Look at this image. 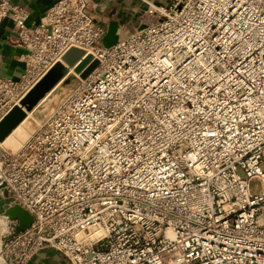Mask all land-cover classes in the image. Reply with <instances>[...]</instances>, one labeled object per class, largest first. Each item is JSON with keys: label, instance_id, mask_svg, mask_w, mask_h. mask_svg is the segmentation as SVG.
Listing matches in <instances>:
<instances>
[{"label": "built area", "instance_id": "obj_1", "mask_svg": "<svg viewBox=\"0 0 264 264\" xmlns=\"http://www.w3.org/2000/svg\"><path fill=\"white\" fill-rule=\"evenodd\" d=\"M91 1L56 0L29 23L0 0L25 63L0 75V120L72 48L97 62L17 150L0 141L2 213L33 216L23 230L6 216L7 262L264 264V0L149 3L112 45Z\"/></svg>", "mask_w": 264, "mask_h": 264}, {"label": "crops", "instance_id": "obj_2", "mask_svg": "<svg viewBox=\"0 0 264 264\" xmlns=\"http://www.w3.org/2000/svg\"><path fill=\"white\" fill-rule=\"evenodd\" d=\"M27 6L31 12L29 23H36L40 16L56 0H9ZM155 3L167 4V0H154ZM142 4V3H141ZM140 2L133 0H92L91 12L108 28L112 23L119 26L130 25L138 21L137 10ZM14 22L7 17L0 22V75L19 79L25 72V63L19 59L18 53L23 48L12 42L14 36ZM4 209V204L2 209ZM29 264H70L69 260L55 250H43L39 252Z\"/></svg>", "mask_w": 264, "mask_h": 264}, {"label": "water", "instance_id": "obj_3", "mask_svg": "<svg viewBox=\"0 0 264 264\" xmlns=\"http://www.w3.org/2000/svg\"><path fill=\"white\" fill-rule=\"evenodd\" d=\"M119 36L118 32L108 34L104 38L107 45H112L117 42ZM93 59L92 54L84 56V52L78 48H72L65 56V61L72 67L76 74L82 73L86 76L91 69L96 65V61L91 63ZM80 60V61H79ZM67 73V68L62 65H57L52 69L46 77L41 80L38 85L26 95L20 105H15L1 120H0V141L6 138L8 134L26 117L27 111L24 109L33 107L38 99L43 97L46 91L50 90L52 86L58 83ZM78 82L75 74L68 75L65 80L60 84V87L43 103L38 109L39 118L44 117L47 112L57 104L63 94L73 88ZM5 213L12 219H18L19 223L17 228L23 230L28 227L32 221L33 216L24 208L20 206H12L5 209Z\"/></svg>", "mask_w": 264, "mask_h": 264}, {"label": "rangeland", "instance_id": "obj_4", "mask_svg": "<svg viewBox=\"0 0 264 264\" xmlns=\"http://www.w3.org/2000/svg\"><path fill=\"white\" fill-rule=\"evenodd\" d=\"M133 1L140 2V8H138L139 10H137V12H136L138 20L140 19V16H143L145 11L148 9V4L149 3L157 5V6H160V7H163V6L166 5V3H165V5L164 4L162 5V4H159V3H155L154 0H133ZM167 1L169 2L171 0H167ZM68 71H69V68H67V72ZM70 71H71V68H70ZM59 87H60V85L57 87V89ZM45 101L40 102V103L36 102L33 107L27 108L28 109L27 116L8 134V136H6L5 139H3L1 141V143L5 147L9 148L10 150H14L26 138V136L29 135V132L35 128L36 120H38V118H39V114H38L37 111H38L39 107H41L43 105V103ZM36 104H38V105H37L36 109L33 110V108L36 106ZM1 107H2V103L0 101V108ZM31 110H33V111H31ZM14 146H15V148H13ZM261 185L262 184H261L260 180H255L254 183H253V188L255 190H260L261 189ZM4 203H5V196H4V194H0V215L2 214V210L1 209H2V205ZM4 220H5V222H4ZM4 220L0 221V232H1L0 233V237H1L0 238V249L2 251V254H5L4 239H5V233L9 229V221L7 219H4ZM3 226L5 227V229H4ZM4 257H5V255H4Z\"/></svg>", "mask_w": 264, "mask_h": 264}, {"label": "bare ground", "instance_id": "obj_5", "mask_svg": "<svg viewBox=\"0 0 264 264\" xmlns=\"http://www.w3.org/2000/svg\"><path fill=\"white\" fill-rule=\"evenodd\" d=\"M109 29H110V34L114 33L115 31L118 32V26H117L116 23H112V24L110 25ZM69 68H71V71H69L68 75H72V74L74 73V67L70 66ZM40 100H41V98L38 99L37 102H39ZM29 110H30V109H29ZM31 111H32V110H31ZM32 131H33V130H31V131L29 132V135L26 136V138H25V139L19 144L18 147H16V148H15V146L13 147V148H15L14 150H17V149L23 144V142L26 141V140L28 139V137L31 135ZM2 211H3V210H2ZM6 216H8V215L5 213V210H4V213H2V214L0 215V221L6 219ZM4 222H5V220H4ZM2 223H3V222H2ZM1 225H2V224H1ZM3 227H4V226H3ZM4 229H5V227H4ZM0 233H1V232H0ZM1 235H2V234H1ZM0 238H1V237H0ZM0 264H9V263L7 262V260H6V258L4 257V254H2L1 249H0Z\"/></svg>", "mask_w": 264, "mask_h": 264}]
</instances>
